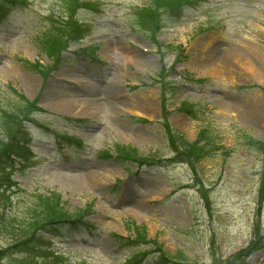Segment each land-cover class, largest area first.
I'll return each mask as SVG.
<instances>
[{"label": "rangeland", "instance_id": "obj_1", "mask_svg": "<svg viewBox=\"0 0 264 264\" xmlns=\"http://www.w3.org/2000/svg\"><path fill=\"white\" fill-rule=\"evenodd\" d=\"M89 1L28 0L0 25V66L8 67L0 73V111L28 101L9 131L0 120V264H132L146 254L138 264H264V0H176L193 2L170 16L152 0H95L92 9ZM73 9L75 23L65 30L80 23L88 29L84 40L71 35L44 45L61 29L50 14L70 17ZM15 36L21 48L12 47ZM209 38L217 47L206 60L198 48ZM88 45H96L94 56L84 52ZM139 49L149 57L136 55ZM195 58L217 71L198 72ZM66 71L78 76L65 81ZM21 74L34 76L38 87H27ZM53 80L63 94L84 81L95 91L117 86L110 97L97 94L118 107L80 116L54 110L42 98ZM145 95L152 99L147 108L140 106ZM248 98L255 99L254 122L237 104ZM26 126L32 154L16 135ZM171 131L192 142L205 131L209 144L193 158ZM53 132L82 144L63 151ZM122 146L165 163H128L118 158ZM8 147L15 151L6 159ZM94 173L96 186H75ZM52 193L69 214L89 208L85 219L94 228L62 226L54 238L39 226L19 241ZM137 227L147 231V244L114 237L134 240ZM166 256L173 260L162 261Z\"/></svg>", "mask_w": 264, "mask_h": 264}, {"label": "bare ground", "instance_id": "obj_2", "mask_svg": "<svg viewBox=\"0 0 264 264\" xmlns=\"http://www.w3.org/2000/svg\"><path fill=\"white\" fill-rule=\"evenodd\" d=\"M11 39H12V41H11L12 45H15V46L17 45V47L19 45L20 46L19 48H21V39L19 37L15 36V37H11ZM251 41L253 42V40H251ZM200 44L202 46H199L198 52L200 54H204L205 55V59L207 60V58L209 57L208 55H209L210 51L211 52L213 50L215 51L217 46L213 42L210 43V38L206 39L204 41H201ZM253 48L256 49L255 44L253 45ZM135 53H136V55H139L141 58L142 57L143 58L144 57L148 58L149 55H150V54L148 55V53H146L145 51H143L141 49L137 50V52H135ZM233 54L234 53L232 52V54H230V55H233ZM233 56H237V55L234 54ZM238 56H239L238 58L240 60L242 58H244L243 55H241V54H238ZM132 58H133V56L131 57V59ZM2 59H5V58H2ZM196 59L197 58H195L193 60V62H195V64H199L198 65V69H197L198 72H201V73H203V72L212 73L214 71H217L215 66L214 67L211 66L213 64H209L210 62L201 63V62L197 61ZM251 64H252V62H251ZM142 65L143 64H141V63L137 64V66L139 68H141ZM241 65L246 66V63L245 64L244 63H240V66ZM7 70H8V67L0 66V73H2V75ZM74 70H77V69L74 68ZM66 72L67 73L64 72L62 74V77H61V79L65 80V81H70V80L72 81V80L75 79L76 76H78L74 72H71V71H66ZM43 73L45 74L43 77L47 78V73L45 71ZM14 74H15V76H17L16 72H14ZM21 76H22L21 80L25 83V85H27V87H29V88H33L34 87V89H36L38 87V82H37V80H36V78L34 76H29V75H26V74H23V75L21 74ZM56 81L57 80H53V81H51L48 84L49 86L47 87V89H46V91H45V93L43 94V97H42V98H45V100H47V102L49 104L47 106H49L50 108H52L54 110H60L62 112H66V113H68V114H70L72 116H80V114L83 115V113H86V112L89 113V111H91V113H93V112L94 113H99V111L104 110V108H106V107L111 108V109L118 107V103L117 102L111 101L109 98H105V96H103V98H100L99 95H98V94H102L103 92L106 91L107 94H108V97H110V94L111 95L113 94L111 92H114L113 91L115 89L114 87H117V86H113V85L109 86L107 89H105V91H103L101 89L95 91L94 87L92 88V86L88 85L87 82L85 83V81H84V82L81 83L82 84L81 87H76V86H72L71 85V87L75 88V92H70L67 89H62L61 88L64 93H67V94H63L62 92H60L58 90V87L60 85H58L57 84L58 82L56 83ZM60 83H65V84L69 85L66 82H60ZM67 91H69V92H67ZM63 96H65V97L67 96L69 99L64 100V99H62ZM252 99L253 98H248L247 100H244V101L243 100H238L237 101V104L239 106V110H240L241 114L245 117V120L248 121V122L257 121V117H258L257 116L258 114H257V111H256L257 108H256L255 99H254V102L251 103L250 101H252ZM151 101H152V99L149 96L145 95L144 99L142 101H140V104H141L140 106H143V107L147 108V107L150 106ZM43 107L45 108L46 105H37V109L38 110H42L44 112L45 110H44ZM166 113H167V110L165 109V115H166ZM162 123H166V119H164V117H163V122ZM120 125H121V127H128L129 126V125L127 126L123 122H120ZM171 162L175 163L176 162V158L172 159ZM97 179H98V176H97L96 173H94L93 175L92 174L91 175H87L85 177H79V178H77V181H75V186L76 187H78V186L80 187V186H83V185H90V186L95 185L96 186V184H98V183H96ZM133 205H135L136 208L139 207V205L136 202L133 203Z\"/></svg>", "mask_w": 264, "mask_h": 264}, {"label": "trees", "instance_id": "obj_3", "mask_svg": "<svg viewBox=\"0 0 264 264\" xmlns=\"http://www.w3.org/2000/svg\"><path fill=\"white\" fill-rule=\"evenodd\" d=\"M4 4H3V2H0V14H1V12H4V8H6V6ZM151 5H154L157 7L169 6V7H171V9H173V8L179 7L182 4L178 5V3H176V0H152ZM154 6H152V7L155 8ZM139 15H140V13H139ZM143 15L145 17L149 16V17L153 18L151 15H149V14L146 15L144 12H143ZM142 16H141V18H142ZM74 27H75V31L70 33L72 35L71 38H78L79 26L75 25ZM65 29H66L65 27H62L61 29H55L56 32L54 33L55 34L54 37L52 38V36H46V38L44 39V42H43L44 45H45V43L46 44L51 43V40L52 41H55V40L56 41L57 40L62 41L61 39L66 38L68 32H66ZM47 48L50 49L49 47H47ZM57 48L58 47H54V49H57ZM22 98H23V100H21L18 103V104H20L19 106L13 105V107H12L13 110L8 109L6 111H0V120H1V123L4 127V129H7L9 131L13 122L16 120H20L23 117V115H24L23 111H24L25 107L27 106L28 101L24 97H22ZM22 129H19L18 132H16L17 136H21L22 134H23V136H25L26 131L24 129L23 130ZM171 136L172 137L180 136L178 138L181 139V147H183L187 151V154H190L191 157H193V158H194V156H196V157L199 156L200 150L202 148L199 144L201 141L206 140L205 135H202L195 142H190L185 138L184 135H180L176 131H171ZM206 141L209 142V139L207 138ZM208 142H206V143L208 144ZM14 151H15V149L12 150V148L9 149V147H8V149L6 150V148H5L6 159H9L8 155L11 154V152L14 153ZM8 152H9V154H8ZM137 152L138 151L134 148H126V147L122 146L118 149V156L121 160L134 161L137 163H145V162L149 161L146 158L142 159L141 157H139L137 155L138 154ZM37 210H38V212H35V215L32 217L33 219L32 220L30 219V221L28 222L29 223L28 227L27 226L24 227L23 231L18 234V235H20L19 241H21L22 238L24 240H26L27 238H30L33 235L34 228H38L39 226H40V229H42L46 233H53L55 230L60 229V227H62V226H64V227L73 226V224L77 221L78 218H82L89 211V208H88V211L86 210L83 212H79L75 215L69 214L65 211L61 197L59 195L52 193L50 196H44L43 197V201L41 202V205L39 206V208ZM135 230H136V234H137V237H136V240H138L137 242L138 243L143 242L144 244H146L147 240H148L147 239V231L143 228L140 229L139 227H137ZM13 232H14V234H17L18 228H13ZM35 237H36V235L33 238H35ZM118 238L121 239L123 242H125L126 240L128 241V239H124L123 237H118ZM166 260H173V259L166 256L165 259H163L162 261H166Z\"/></svg>", "mask_w": 264, "mask_h": 264}]
</instances>
